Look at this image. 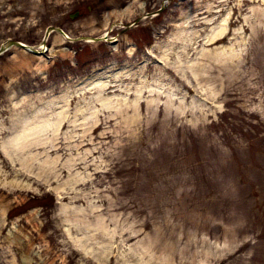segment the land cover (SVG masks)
<instances>
[{
    "label": "rangeland",
    "instance_id": "374dc122",
    "mask_svg": "<svg viewBox=\"0 0 264 264\" xmlns=\"http://www.w3.org/2000/svg\"><path fill=\"white\" fill-rule=\"evenodd\" d=\"M15 41L0 264H264V0H0Z\"/></svg>",
    "mask_w": 264,
    "mask_h": 264
},
{
    "label": "water",
    "instance_id": "95a60500",
    "mask_svg": "<svg viewBox=\"0 0 264 264\" xmlns=\"http://www.w3.org/2000/svg\"><path fill=\"white\" fill-rule=\"evenodd\" d=\"M58 30L60 33H62V34H65L64 33V31L62 30V29H60V28H58V27H49L48 29H47V34L48 33H50V31H52V30ZM96 39H100V38H96ZM43 43H44V41H43ZM12 44H15V45H17V46H19V47H22V48H25V49H27L29 46H27V45H25L24 43H21V42H17V41H15V42H12ZM31 49V51L33 52V53H35V54H41V53H43L44 52V50L45 49H36V48H30ZM3 49H1L0 51H2Z\"/></svg>",
    "mask_w": 264,
    "mask_h": 264
},
{
    "label": "bare ground",
    "instance_id": "6f19581e",
    "mask_svg": "<svg viewBox=\"0 0 264 264\" xmlns=\"http://www.w3.org/2000/svg\"><path fill=\"white\" fill-rule=\"evenodd\" d=\"M64 36V35H63ZM65 37V36H64ZM88 40H93L92 38H87ZM24 43V42H22ZM27 45V44H26ZM9 46H11V42H6L1 48L2 49H5V48H8ZM29 47L26 49L28 51H31L30 48H33V47H38V48H41L42 50L45 49L46 47L44 46L43 42H41L40 44H38L37 46H31V45H28Z\"/></svg>",
    "mask_w": 264,
    "mask_h": 264
},
{
    "label": "flooded vegetation",
    "instance_id": "af4514ba",
    "mask_svg": "<svg viewBox=\"0 0 264 264\" xmlns=\"http://www.w3.org/2000/svg\"><path fill=\"white\" fill-rule=\"evenodd\" d=\"M78 12V11H77ZM79 13V12H78Z\"/></svg>",
    "mask_w": 264,
    "mask_h": 264
}]
</instances>
